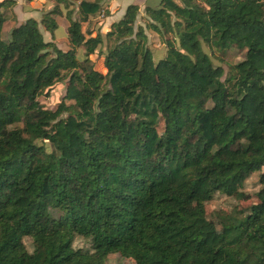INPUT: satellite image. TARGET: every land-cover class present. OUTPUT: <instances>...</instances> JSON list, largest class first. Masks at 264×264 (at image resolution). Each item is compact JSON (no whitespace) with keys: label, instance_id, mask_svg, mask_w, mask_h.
Wrapping results in <instances>:
<instances>
[{"label":"trees","instance_id":"trees-1","mask_svg":"<svg viewBox=\"0 0 264 264\" xmlns=\"http://www.w3.org/2000/svg\"><path fill=\"white\" fill-rule=\"evenodd\" d=\"M15 4L0 0V264H264V0H159L144 26L131 3L104 33L100 0L77 17L54 0L5 35ZM202 42L243 58L222 79ZM59 82L60 101L43 104ZM183 193L255 199L218 210L217 230Z\"/></svg>","mask_w":264,"mask_h":264},{"label":"rangeland","instance_id":"rangeland-1","mask_svg":"<svg viewBox=\"0 0 264 264\" xmlns=\"http://www.w3.org/2000/svg\"><path fill=\"white\" fill-rule=\"evenodd\" d=\"M156 1V0H154ZM15 5H9L6 7L5 12L7 15V23L5 35H7L10 28L23 19H25V15L23 11V3L25 2L27 5L35 7L32 11L40 10L47 11L49 10L54 2L53 0H15ZM155 3V2H153ZM60 7L62 10L65 8V3L60 2ZM5 6L2 7L1 10H4ZM144 9L138 12L137 16V24L145 25V20L143 19ZM57 25L53 31V37L57 42V45L66 49L68 45L67 40V23L68 20L64 15L56 16ZM41 31L43 33V37L47 40V35L50 34L48 31H44L42 27ZM146 33L148 37V44L154 50L155 54H162L165 50L164 44L160 42L158 35L152 32L150 29L146 28ZM202 49L211 57L214 64L221 65L224 69V75L222 79L228 77L231 72V67L236 62L240 61L244 55V49H239L235 46L229 47L226 50H220L214 46H208L201 43ZM85 49L83 46H78L76 49L77 57H83ZM93 56V55H92ZM158 56V55H157ZM95 59V67L101 71H104V66L101 58H96V55L93 56ZM64 94V82L56 83L48 92V96L41 97V102L48 106H53L55 103L60 101L62 95ZM258 189L257 184V176L256 174H252L246 181L243 187V190L247 193H253ZM183 201L192 209L200 210L205 215L206 218L212 220L214 223L215 229L219 230L220 225L217 222V218L215 213L218 210H226L229 211L234 205L245 206L249 204L254 197L248 200H237L233 197L224 195V194H216L213 200L210 202H200L196 197L191 196L188 193L182 194ZM27 247L30 249V240H25ZM87 242L84 239L76 238L74 241L75 246H84ZM105 264H133V261L130 259H123L119 254L109 255Z\"/></svg>","mask_w":264,"mask_h":264},{"label":"crops","instance_id":"crops-1","mask_svg":"<svg viewBox=\"0 0 264 264\" xmlns=\"http://www.w3.org/2000/svg\"><path fill=\"white\" fill-rule=\"evenodd\" d=\"M80 0H68L69 5L71 8L74 9L73 12V16L77 17V4ZM54 2V0H53ZM155 2V3H153ZM159 2V0H100V3L102 5L103 8H109L111 13L108 17H104L102 18V13L99 14V16L96 17V19H94V21L96 20V29L100 28L101 32L104 33L106 32L109 27H110V23L112 21H116L119 18H121L124 14L125 8L127 5L131 4V3H135L139 5V11L144 9L146 4H157ZM35 7L29 6L27 5L25 2L23 3V11L25 18L28 17H34L37 20L40 19L41 14L44 11H40V10H36L35 12L32 11ZM103 11V10H102ZM68 25V23H67ZM47 40L51 39V34L47 35ZM54 38V37H53ZM54 41L56 42V40L54 39ZM57 44V42H56Z\"/></svg>","mask_w":264,"mask_h":264}]
</instances>
